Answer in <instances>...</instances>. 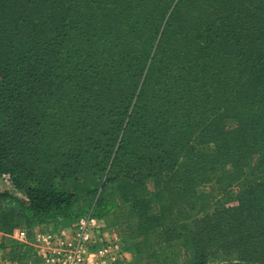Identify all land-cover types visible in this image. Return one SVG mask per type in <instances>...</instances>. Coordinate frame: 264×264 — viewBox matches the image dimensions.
<instances>
[{
  "label": "trees",
  "instance_id": "trees-1",
  "mask_svg": "<svg viewBox=\"0 0 264 264\" xmlns=\"http://www.w3.org/2000/svg\"><path fill=\"white\" fill-rule=\"evenodd\" d=\"M110 2L0 0L2 247L41 264L14 229L92 209L141 264H264V0Z\"/></svg>",
  "mask_w": 264,
  "mask_h": 264
},
{
  "label": "built area",
  "instance_id": "built-area-1",
  "mask_svg": "<svg viewBox=\"0 0 264 264\" xmlns=\"http://www.w3.org/2000/svg\"><path fill=\"white\" fill-rule=\"evenodd\" d=\"M103 218L92 209L77 216L67 226L38 227L29 232L16 228L11 238L29 243L41 264H125L127 247L121 237L109 233ZM0 232V264H22L2 247Z\"/></svg>",
  "mask_w": 264,
  "mask_h": 264
},
{
  "label": "rangeland",
  "instance_id": "rangeland-1",
  "mask_svg": "<svg viewBox=\"0 0 264 264\" xmlns=\"http://www.w3.org/2000/svg\"><path fill=\"white\" fill-rule=\"evenodd\" d=\"M106 1H109V0H98V4L99 3H105ZM111 2L110 3H113L114 4V0H110ZM109 10H108V6H99L96 10H88V12L86 13V15H84V21L82 23L83 24H86L88 22H92V21H100L102 22V20L108 15ZM143 14V11H139V13L137 14V17L138 15H142ZM137 30L143 34V39L146 37V34L148 32L147 28L145 27V25H139L137 27ZM122 33H124V29L122 31ZM121 33V34H122ZM103 34L102 33H97V37H102ZM103 40V39H102ZM121 42H124V43H128V41L126 40V37H123L121 39ZM129 44V43H128ZM142 39L140 42L134 44L133 48L131 49L130 48V45H128V50H129V56H128V60L127 62L129 63L130 67H129V70L133 67V66H136L137 64V56L136 54L140 51L141 47H142ZM84 46V44L82 45V47ZM77 58H78V54H77ZM134 75V74H133ZM96 124H99V123H96ZM101 124H103V122H101ZM95 125V124H93ZM92 126V125H91ZM91 126L89 128H91ZM97 127V126H96ZM106 132L108 134L111 133V126L107 127L106 129ZM99 133H95L94 136L98 137ZM99 138V137H98ZM193 141H194V148L195 150L200 153V154H207V153H210L214 150L215 148V144L212 142V141H209V142H203L201 143L198 139L196 138H193ZM216 176V173H210L209 174V181L199 185L197 187V192H201L202 190L204 189H207L208 187H210L213 183H214V178ZM245 186V183L244 181L242 180H239L237 182L234 183L233 187L228 190L227 192H225L224 194H221L219 195L214 201L213 203L215 204L214 206H232V205H235L238 203V198H237V193L239 192V190H241L242 188H244ZM0 189L1 190H9V191H12L14 192L15 194L21 196V192H19L17 189H15L12 185V183L10 182V177L8 174H1L0 173ZM116 220H115V217L113 216H109L107 219H106V222L107 224H112L114 223ZM31 240V235H29V241ZM25 264H33V262H31V260H26L24 261ZM142 262H136V264H141Z\"/></svg>",
  "mask_w": 264,
  "mask_h": 264
},
{
  "label": "crops",
  "instance_id": "crops-1",
  "mask_svg": "<svg viewBox=\"0 0 264 264\" xmlns=\"http://www.w3.org/2000/svg\"><path fill=\"white\" fill-rule=\"evenodd\" d=\"M60 225L67 226L68 224H66L63 221H50V222H47L45 224H35L33 226V229H37L38 227H49V228L53 229V228H56ZM109 233L112 234L113 236L121 237V232L119 231V229H117L114 226L110 227ZM136 259H137V254H136L135 250L131 247H127V258L125 260V264H136Z\"/></svg>",
  "mask_w": 264,
  "mask_h": 264
}]
</instances>
